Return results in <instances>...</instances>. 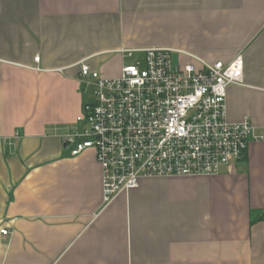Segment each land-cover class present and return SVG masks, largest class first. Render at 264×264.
<instances>
[{
    "label": "crops",
    "instance_id": "crops-1",
    "mask_svg": "<svg viewBox=\"0 0 264 264\" xmlns=\"http://www.w3.org/2000/svg\"><path fill=\"white\" fill-rule=\"evenodd\" d=\"M244 61L227 119L264 133V0H0V264H264V141L218 175L142 180L102 200L91 149L64 141L92 100L81 65L121 50ZM39 61H35L37 57Z\"/></svg>",
    "mask_w": 264,
    "mask_h": 264
},
{
    "label": "built area",
    "instance_id": "built-area-1",
    "mask_svg": "<svg viewBox=\"0 0 264 264\" xmlns=\"http://www.w3.org/2000/svg\"><path fill=\"white\" fill-rule=\"evenodd\" d=\"M136 53L143 56L118 77L81 65V81L94 98L83 105L80 128L64 138L71 156L95 152L105 206L145 179L218 175L244 159L251 141H264L248 118L227 119V90L244 85L242 56L225 64L174 48L120 52L123 59ZM0 233L12 234L8 228Z\"/></svg>",
    "mask_w": 264,
    "mask_h": 264
},
{
    "label": "rangeland",
    "instance_id": "rangeland-1",
    "mask_svg": "<svg viewBox=\"0 0 264 264\" xmlns=\"http://www.w3.org/2000/svg\"><path fill=\"white\" fill-rule=\"evenodd\" d=\"M133 61H127L126 64H130L132 63ZM125 64V65H126ZM85 85V88L87 89V95L89 96V99H93L94 98V92H93V89L92 88H87L86 87V84L84 83ZM80 128V127H79Z\"/></svg>",
    "mask_w": 264,
    "mask_h": 264
}]
</instances>
